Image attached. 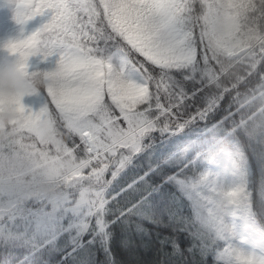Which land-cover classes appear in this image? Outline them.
<instances>
[{"label":"snow or ice","instance_id":"snow-or-ice-1","mask_svg":"<svg viewBox=\"0 0 264 264\" xmlns=\"http://www.w3.org/2000/svg\"><path fill=\"white\" fill-rule=\"evenodd\" d=\"M15 8L19 24L42 23L4 49L29 75L56 83L33 93L39 110L27 108L19 128L0 139V249L23 251L29 264H51L54 255L116 264L111 226L153 220L149 199L168 184L177 193L173 235L162 241L169 255L181 264H264V250L244 247L239 228L264 235V0H15ZM36 56L56 57L54 70L30 72ZM232 64L246 66V81L221 79ZM232 90L236 110L229 103L217 120ZM205 96L208 106L197 107ZM201 124L225 129L237 144L229 181L169 159L143 170L140 157L157 134ZM164 165L176 170L164 174Z\"/></svg>","mask_w":264,"mask_h":264},{"label":"trees","instance_id":"trees-1","mask_svg":"<svg viewBox=\"0 0 264 264\" xmlns=\"http://www.w3.org/2000/svg\"><path fill=\"white\" fill-rule=\"evenodd\" d=\"M42 19L43 18L38 17L24 26V30L28 36L40 27ZM41 59L42 57L36 56V64L29 69L30 72L46 71L45 64L41 63ZM234 76L242 77L246 81L248 79L246 66L234 64L225 72L221 79L225 80L226 83H230ZM235 91L236 90H232L231 93H226L225 100L219 102L220 109H223V111L217 110L213 113L217 120L223 118L224 114L227 112L229 103H231L232 111L236 110V101L232 98ZM239 91L241 92L240 98L243 99V87H241ZM211 99L212 96H205L202 101L195 102L196 106L207 107ZM194 112L195 108L190 109L181 119H187L188 115ZM161 118L163 119V117ZM211 130L213 129L205 128L202 124L194 125L191 128H186L182 135L179 134L173 139L174 145L178 148H189L191 150L189 158L194 161V164L191 165L189 171L193 174H204L210 156L217 153L220 148H225L236 163L237 144L232 135L223 128L214 129V132H210ZM165 139L167 138L157 134L153 148L148 149V152L140 157L143 170H147L150 163L156 165L161 160L171 158V156L167 157L162 153V150H159L161 143ZM149 153H152L151 158H149ZM175 157L176 156H174L173 159ZM183 162L188 161H182L181 163ZM175 170V167L169 165L163 166L164 174H170ZM105 178L110 179V174H106ZM252 179L254 181L253 187H258L255 181H258L259 177L254 175ZM161 180V176H156L152 183L153 185L160 184ZM122 181L123 176L119 177L118 180L114 182L113 187L115 188L116 185L120 184ZM172 194H177L176 189L168 184H164L158 191L152 194L148 202V208L151 215L154 217L153 220L150 221L148 219H141L138 216H133L132 229H126L119 223L111 226V249L116 257V264H181L180 261L169 255L172 251L171 247L162 243L166 237L173 235V224L170 223L168 215L170 210L175 207V204L171 202ZM185 203L187 204V202ZM257 211H260L258 205ZM186 214L188 213L186 212ZM107 219L112 220L113 216L109 215ZM259 220L260 224L264 225V216H260ZM136 225L141 226L139 230L135 228ZM85 239H88V237H85ZM68 243L70 244V241ZM180 243L181 247H186L188 242L181 237ZM69 251H71L70 248ZM88 251V249H84L79 252L78 255L81 261L85 260ZM83 253L84 255H82ZM98 254L103 258L102 253ZM24 256L25 253L23 251L9 253L0 249V264H6L8 259H10V264H21V261H23V264H29L27 260H24ZM57 262H60V264H72V258L70 257L68 261L61 262L60 255L52 256L51 264H57Z\"/></svg>","mask_w":264,"mask_h":264},{"label":"rangeland","instance_id":"rangeland-1","mask_svg":"<svg viewBox=\"0 0 264 264\" xmlns=\"http://www.w3.org/2000/svg\"><path fill=\"white\" fill-rule=\"evenodd\" d=\"M24 26L25 25L19 24L16 20L15 0H0V59H3L7 55V53L4 51V48L9 42H15L28 36L24 30ZM56 59V57H52L50 58L49 63H44L46 71L54 70ZM30 64L32 67L36 64V57L31 58ZM23 103L27 108L30 107L33 110H39L42 105V100L40 96L31 95L25 96ZM185 130L186 129H184L179 134L182 135ZM214 131L215 130L213 129L210 132ZM177 135H173L165 139L161 143L159 150H162V153L165 156H171L169 160L172 164L188 161L191 165H193L194 161L190 160L189 158L191 150L189 148L180 149L174 145L173 139H175ZM174 156L176 157L173 159ZM235 164L236 163L231 158L230 153L225 150V148H220L217 153H214L210 156L204 173H211L215 176H218L223 181H229L232 177ZM239 228L240 234L247 242L245 245H243L244 247L264 250V235L243 223L239 225ZM82 255H84V253Z\"/></svg>","mask_w":264,"mask_h":264},{"label":"clouds","instance_id":"clouds-1","mask_svg":"<svg viewBox=\"0 0 264 264\" xmlns=\"http://www.w3.org/2000/svg\"><path fill=\"white\" fill-rule=\"evenodd\" d=\"M4 51L7 55L0 59V139H7L19 128L27 111L24 97L56 83L38 73L29 75L24 61L7 49Z\"/></svg>","mask_w":264,"mask_h":264},{"label":"water","instance_id":"water-1","mask_svg":"<svg viewBox=\"0 0 264 264\" xmlns=\"http://www.w3.org/2000/svg\"><path fill=\"white\" fill-rule=\"evenodd\" d=\"M233 59H235V58H233ZM233 65H234V64H232L231 66H229V67L227 68L226 71H228Z\"/></svg>","mask_w":264,"mask_h":264}]
</instances>
